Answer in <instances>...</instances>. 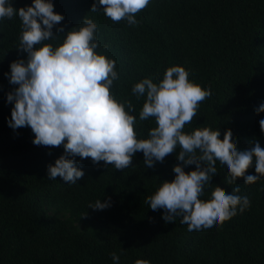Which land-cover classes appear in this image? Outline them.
<instances>
[{
  "label": "trees",
  "instance_id": "obj_1",
  "mask_svg": "<svg viewBox=\"0 0 264 264\" xmlns=\"http://www.w3.org/2000/svg\"><path fill=\"white\" fill-rule=\"evenodd\" d=\"M93 2L52 0L64 20L52 30L59 37L45 43L59 46L84 18L97 25L95 51L116 62L119 79L110 91L117 102L133 104L129 114L136 118L138 139L148 138L156 123L139 119L146 97L137 99L132 87L144 78L158 84L167 68L181 66L191 82L211 90L185 133L207 127L218 129L223 139L230 129L238 150L254 140L264 148L259 126L264 112H255L264 104V0H150L132 26L113 22L102 6L90 11ZM10 3L19 9L32 0ZM57 27L64 31L57 33ZM21 32L18 16L0 20V264H114L113 252L119 264H264V177L229 185L227 167L217 161V175L199 198L210 200L217 186L227 193L239 187L237 195L247 196L250 207L222 226L200 231H189L179 216L165 223L163 209L153 211L145 202L162 181L174 179L179 146L153 168L145 167L142 152L124 170L75 157L82 179L50 180L47 165L63 154V146L34 145L29 127L13 130L7 123L13 105L6 94L16 85L5 74L11 62L27 58L17 49ZM191 170L195 165L184 167ZM246 174H256L254 164ZM108 198L110 207L88 208Z\"/></svg>",
  "mask_w": 264,
  "mask_h": 264
},
{
  "label": "clouds",
  "instance_id": "obj_2",
  "mask_svg": "<svg viewBox=\"0 0 264 264\" xmlns=\"http://www.w3.org/2000/svg\"><path fill=\"white\" fill-rule=\"evenodd\" d=\"M149 3L150 0H94L90 11L97 12L101 10L98 5L102 6L104 15L113 22L126 20L132 26L138 23L136 14ZM14 16L22 22L17 49L27 58L11 62L10 74H5L9 83L16 85L6 94V101L13 105L7 123L13 130L29 127L34 145L63 146V154L47 165L50 180L59 176L68 184H76L82 179L84 172L76 167L75 157L90 158L93 164L103 161L124 170L132 166L135 153L142 152L145 167L153 168L154 162L162 163L179 146L176 159L180 163L173 166L174 179L162 181L145 201L153 211L163 209L165 223H173L179 216L189 231H200L222 226L238 210L242 213L250 207L247 196L237 195L239 187L227 193L217 186L210 200L199 198L205 185L217 175V161L226 165L229 185L237 184L238 178L250 184L264 177V148L254 140L249 148L238 150L230 129L225 130L223 139L218 129L207 127L185 133V125L197 117L200 103L211 96V90L191 82L183 67L167 68L158 84L144 78L132 87L137 99L146 97L139 119L154 118L156 123L148 138L138 139L136 118L129 114L135 111L133 104L117 102L111 94L113 82L119 79L116 62L96 53L98 28L91 19L84 18L78 30L67 31L63 42L54 48L45 42L59 37L52 30L64 16L54 11L52 0H32L31 6L19 9H14L10 0H0V20ZM56 31L64 29L57 27ZM255 112H264V104ZM259 126L264 134V119ZM253 164L256 174H246ZM189 165H195V170L185 172L184 167ZM110 206L108 198L88 208L102 210ZM111 259L119 264L115 252ZM136 264L149 262L138 260Z\"/></svg>",
  "mask_w": 264,
  "mask_h": 264
}]
</instances>
